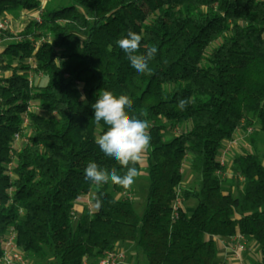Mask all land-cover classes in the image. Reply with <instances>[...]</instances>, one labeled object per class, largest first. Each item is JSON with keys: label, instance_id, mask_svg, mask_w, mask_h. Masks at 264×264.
I'll use <instances>...</instances> for the list:
<instances>
[{"label": "trees", "instance_id": "obj_1", "mask_svg": "<svg viewBox=\"0 0 264 264\" xmlns=\"http://www.w3.org/2000/svg\"><path fill=\"white\" fill-rule=\"evenodd\" d=\"M37 6L0 0V15ZM129 30L142 36L138 54L157 48L150 74H137L116 44ZM7 33L18 40L0 51V255L13 228L25 258L39 264H97L123 243L141 251L143 264H223L213 237L241 233L264 264V0H49L40 22ZM102 90L129 96V114L151 125L142 213L124 194L130 188L84 180L89 162L124 171L95 143L106 130L92 119ZM252 119L263 148L250 137L252 149L232 150L243 181L236 193L224 190L233 176L218 173L228 168L221 151ZM185 165L198 187L182 184ZM85 196L92 208L74 221ZM190 198L197 202L188 212Z\"/></svg>", "mask_w": 264, "mask_h": 264}, {"label": "clouds", "instance_id": "obj_2", "mask_svg": "<svg viewBox=\"0 0 264 264\" xmlns=\"http://www.w3.org/2000/svg\"><path fill=\"white\" fill-rule=\"evenodd\" d=\"M141 41L140 34L129 30L125 37L116 41V44L137 74H150L149 61L156 54L157 48L154 45L146 46L145 54H138ZM187 103L188 101L181 99L177 106L183 111ZM132 105L133 101L129 96L115 95L109 90L100 91L91 105L94 111L93 122L97 126L103 122L106 126V130L95 138L96 145L105 157L113 159L124 170L118 173L115 167L108 170L95 162H89L83 174L84 180L92 185L111 183L122 189H129L140 175L137 165L143 161L150 149L151 125L148 120L129 114ZM143 116H146V113L141 111L139 117ZM101 203L97 197L95 207L99 209Z\"/></svg>", "mask_w": 264, "mask_h": 264}, {"label": "built area", "instance_id": "obj_3", "mask_svg": "<svg viewBox=\"0 0 264 264\" xmlns=\"http://www.w3.org/2000/svg\"><path fill=\"white\" fill-rule=\"evenodd\" d=\"M49 0H38V6L34 11H26V14L29 15V18L35 19L37 22L41 21L44 7L48 3ZM11 26V20L8 16L0 15V34L7 31ZM1 48V44H0ZM41 75V74H39ZM37 76V75H36ZM32 74L29 75V81L33 80ZM27 119H24V123H26ZM253 127L250 125H245V121H241V123L237 126L236 132L233 137L229 139L220 154L219 162L222 166H228V161L230 160V152L234 147L245 146V137L251 133H253ZM20 138L19 134H15V139L18 140ZM222 176L232 177L235 176L236 172L231 173L229 168H226L225 172L218 171ZM241 177V176H240ZM125 196L132 198L131 193L124 192ZM180 193L176 197V202L174 204V216H177V209L180 204ZM89 208L92 206L89 204ZM245 237L241 233H236L232 236H229V241L224 243L225 248H228L232 251V254L235 258L240 257V252L247 248ZM2 254L0 255V264H26V258L24 253L19 249L16 244V233L13 228H10L7 232L6 236L2 241ZM126 259V249H122L120 247H116L113 250L107 251L104 256H102L97 264H120L124 262ZM83 264H87V260L83 261Z\"/></svg>", "mask_w": 264, "mask_h": 264}, {"label": "rangeland", "instance_id": "obj_4", "mask_svg": "<svg viewBox=\"0 0 264 264\" xmlns=\"http://www.w3.org/2000/svg\"><path fill=\"white\" fill-rule=\"evenodd\" d=\"M34 78L36 79V83L39 85H44L47 81L46 77H44L42 75L34 76ZM250 125L253 127L254 130H253V133H251L245 137V146L248 147V149H252V146H250V137H254L257 148L259 150H262V148H263V141H262L263 135L258 128V124L254 119H252L249 126ZM180 129H181L180 126H176L173 130H171V132H168L166 134V137L167 138L173 137L174 134L178 133ZM236 148L237 147H234L232 150H234ZM232 150L230 152L231 154H232ZM146 158H147V154H146L145 158L143 159V161L141 162L142 171H141V175H140L139 179L128 190V192L131 193V195H132L131 199L134 202V207H135L136 211L139 213H142L144 210V207L146 204V195H147V190H148V172H147V166H146L147 165ZM184 168L185 169H184V173H183L182 184L184 186L198 187L200 185L199 175L196 172L192 171L187 165H185ZM228 168L231 171V173L235 172V169L233 168V166L231 164V159L228 161ZM225 177L229 178L227 176H225ZM242 181H243V178L240 176H237V174H236L235 177L233 176V180L226 181L224 184H226V183L231 184V188H232L233 192L236 193L239 190V188L241 187ZM196 202H197L196 199L190 198L184 203V208L188 212H191L194 209ZM77 217H78V214L76 211V218L74 219V221L77 219ZM216 241L218 244L217 239H216ZM249 242L253 243L254 241H249ZM251 243H250L251 248H253V245ZM121 246H122V249H126L125 247H129L128 251L126 249L125 262L127 264L128 263L143 264L145 262L144 257L141 254V251H139L134 245L128 246V243H123ZM131 250H132V252H131ZM249 252L252 255V259H253L251 261V263L252 264H259L260 263L259 262L260 257H261L260 250L259 249L250 250ZM39 263H42V262L36 260L34 257H32L30 255L26 256V264H39Z\"/></svg>", "mask_w": 264, "mask_h": 264}, {"label": "crops", "instance_id": "obj_5", "mask_svg": "<svg viewBox=\"0 0 264 264\" xmlns=\"http://www.w3.org/2000/svg\"><path fill=\"white\" fill-rule=\"evenodd\" d=\"M26 13L27 12H25V11H21L17 16L6 15L11 20V26L7 30V32L10 35L16 34L27 23V21L29 20V15ZM1 16H5V15H1ZM13 40H18V37L7 36L4 33L0 34V44H1L0 51L3 49V47L8 42H11ZM0 74H1V71H0ZM230 187H231V184H229V183H226L223 185L224 190H228ZM76 202H75L74 209H75V212L77 211V214H79L83 210L84 206L89 205V197L85 196V197L79 198ZM213 238L218 240V246H219V253H218L219 255L218 256H219V260L223 264H252L251 261L253 259H252V255L250 254L249 251L250 250H257V249L260 250V247L258 246V244L256 242L251 243V242L247 241L246 242L247 248H245L243 251L240 252L239 258H235L232 254V251L228 248H225V246H224V243H227L229 241V237H213ZM250 243L253 245V248H251ZM118 247L122 248L121 245H119ZM125 248L128 251L129 247H125ZM131 252H132V250H131ZM87 264H91V261L87 260ZM121 264H127V263L124 261ZM128 264H134V263H128Z\"/></svg>", "mask_w": 264, "mask_h": 264}]
</instances>
